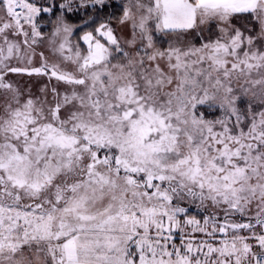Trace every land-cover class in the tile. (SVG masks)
Returning a JSON list of instances; mask_svg holds the SVG:
<instances>
[{"label": "snow or ice", "instance_id": "obj_1", "mask_svg": "<svg viewBox=\"0 0 264 264\" xmlns=\"http://www.w3.org/2000/svg\"><path fill=\"white\" fill-rule=\"evenodd\" d=\"M0 264H264V0H0Z\"/></svg>", "mask_w": 264, "mask_h": 264}, {"label": "rangeland", "instance_id": "obj_2", "mask_svg": "<svg viewBox=\"0 0 264 264\" xmlns=\"http://www.w3.org/2000/svg\"><path fill=\"white\" fill-rule=\"evenodd\" d=\"M23 79H27V77H24Z\"/></svg>", "mask_w": 264, "mask_h": 264}]
</instances>
